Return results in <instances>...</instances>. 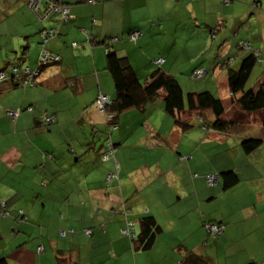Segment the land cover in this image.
Returning <instances> with one entry per match:
<instances>
[{"label":"crops","instance_id":"0c3cea01","mask_svg":"<svg viewBox=\"0 0 264 264\" xmlns=\"http://www.w3.org/2000/svg\"><path fill=\"white\" fill-rule=\"evenodd\" d=\"M57 2L69 6L67 22L52 13L40 18L24 0H0V69L33 70L43 48L59 55L35 84L15 86L7 78L0 86V257L6 264H173L195 255L206 264H264V144L245 153L241 141L251 134L238 132L243 123L222 132L183 111L192 125L182 130L162 103L149 102L118 113L112 129L95 102L99 94L115 95L101 44L108 37L137 76L142 67L132 58H163L161 68L175 75L173 44L196 50L191 58L204 53L213 72L220 70L216 64L230 57L227 41L189 45L196 35L186 25L202 23L215 39L221 0ZM50 28L59 36L42 45L41 30ZM160 45L166 48L158 56V47L148 52ZM217 84L227 87L226 77L217 75ZM194 90L211 91L206 84ZM17 109L15 117L6 113ZM44 115L52 120L45 123ZM108 135L113 156L103 160ZM115 162L118 179L107 183ZM225 171L238 176L227 188ZM208 173L218 174L216 185L207 184ZM148 215L161 230L150 249H134L122 233L126 220L138 233ZM207 220L222 221L224 231L208 235Z\"/></svg>","mask_w":264,"mask_h":264},{"label":"trees","instance_id":"16d2710c","mask_svg":"<svg viewBox=\"0 0 264 264\" xmlns=\"http://www.w3.org/2000/svg\"><path fill=\"white\" fill-rule=\"evenodd\" d=\"M96 1L97 0H93L91 2L89 0L90 3H95ZM56 36H59V33ZM109 41L112 42L113 40H111L110 37L105 38L101 41L102 42L101 44H103L104 52L106 54L107 70L110 73L113 81L115 95L113 99L108 98L110 102L104 106V110L106 112L113 113L116 118L117 114L120 113L121 111L130 108H143L145 104L149 102H154L156 99H161L163 104V110L165 111V113H167L172 118L174 124L182 130H186L190 128L192 125L190 122L191 118L184 116L182 114L183 111L189 112L190 114L192 113L194 117L198 118L201 124L205 125V128H212L223 132L233 127L232 126L233 122L225 117L226 107L225 104L223 103V100L220 97L214 95L209 90H203L200 92H193V93L189 92L186 94L185 97L182 91V87L178 82L177 78L175 77V75L168 73L161 68V64L164 61L163 58H156L155 60H153L155 66L157 67L151 70L150 73H148L147 77H145L141 81L137 76L135 70L133 69L129 59L125 56L118 55L115 50H112L110 48ZM241 41L248 43V47L242 46L241 43H239L240 46L250 49L251 52L247 53L240 60L238 66L232 67L231 66L232 62L230 58H227L220 63V66L222 68H225L226 82L229 93L231 95L232 104L233 103L234 105L237 104L242 111L247 113L257 112L261 110L264 111V72L262 73V76L258 79L255 86L244 89L245 84L252 72L255 63L259 60L262 61V59L260 58L259 50L257 48H252L251 44L246 40H241ZM72 43H75V46L77 45V42L75 41H73ZM41 44H42V40H41ZM158 59H162V61H157ZM46 64L39 67L40 69L38 75L36 76V82L38 80L37 78L40 72L43 70ZM13 67H17L18 69L17 73L22 74V70H23L22 67L24 66L12 65L9 71L5 72L7 78H9L11 83L15 85L13 83V80L10 79L9 77ZM36 68H38V65ZM196 68H194L193 71L198 70ZM0 70L5 71V69H0ZM193 71H192V76L195 78ZM204 76L205 74L200 77H204ZM15 86H20V85H15ZM205 111H208V113H206ZM260 122L262 123V125H264V113L260 118ZM112 125H114V127L109 125V128L115 129L117 126L115 119ZM109 143L111 144L113 149L114 144L112 143L111 137L108 135L105 138V151L102 153L101 156L102 159H103V155L106 153L108 149L107 146ZM260 143L261 140L258 138L247 137L241 141V147L245 153H251L253 150L259 147ZM111 156H113V151L112 154H110L109 157L105 160H108ZM118 168L119 167L115 162L114 169L106 172L105 182L110 183L112 180L118 179V170H119ZM109 173L113 175L110 181L106 179V176ZM208 174L218 175L217 173H208ZM206 175L207 174H205L204 177L207 184L214 185L208 183ZM221 176L223 179V184H222L223 188H227L238 181V176L231 171H225L221 174ZM217 182H218V177H217V181L215 182V185ZM128 222H131L132 226H129ZM211 223H214L218 226H222V231L215 233L214 231H211L208 228H206V225ZM202 226L206 231V233L213 237L220 235L224 231V223L222 221L207 220L203 222ZM87 229L90 232L87 234L85 232L86 229L84 230V232L85 235L89 236L92 233V230L90 228ZM160 230L161 228L157 224L154 217L148 215L141 217L138 233L134 231V222L131 219L126 220V226L124 230H122V233L128 236V238L132 240V245L134 249L148 250L153 245L155 236L157 235L158 232H160ZM61 231H63L65 234V230H59L60 235H62ZM68 231H73V229L69 228ZM0 264H6L5 258L0 257ZM173 264H206V263L205 262L203 263L200 257H197L195 255H187L183 259V261H177ZM244 264H258V263L254 260H250Z\"/></svg>","mask_w":264,"mask_h":264},{"label":"rangeland","instance_id":"374dc122","mask_svg":"<svg viewBox=\"0 0 264 264\" xmlns=\"http://www.w3.org/2000/svg\"><path fill=\"white\" fill-rule=\"evenodd\" d=\"M221 6L224 9V15L219 18L218 24L215 23L213 25L214 28H217L214 31L216 38L214 39L212 37V32L209 31L208 27L204 26L202 23H196L192 24V26L186 25L187 29L196 35L195 37L187 40V42H189V45H193V41L198 40L200 43H204V48L207 44H210L209 42H213V45L218 46L219 43L222 44L223 42L227 41V44H229L231 47L229 50L230 57L228 58L231 59V62L234 61L231 66L237 67L240 60L247 53L251 52L250 49L240 46L239 41H248L252 48H257L259 50L260 58L262 59V61H260L259 58V61L255 63L244 89L253 87L256 85L258 79L264 72V0H221ZM226 8H228V12L226 11ZM182 11L185 13L184 5L182 7ZM224 36L226 37V40H223ZM153 48H157L155 53L150 52ZM164 48L166 47H161V45L151 46L148 49V52L154 53L158 56L161 53V50ZM169 51H171L175 56V58H169V60L173 64L175 77L182 87L184 96L186 97V94L189 92H195V87H199L200 84H206L214 95L220 97L223 100V103L226 107L225 117L231 120L233 123H243V126L241 127L242 129H240L238 132L240 134H244V132L250 133V137L261 140L259 146H262V144H264V125H262L260 122V118L264 111L261 110L247 113L242 111L237 104H232L231 95L228 88L222 85L217 86V75L226 77L225 68L220 66L221 60L216 64V67H218L220 70L213 72L212 66L214 65V61H212L210 58H203L204 53L199 57L197 55L196 57L193 56L194 58H191L190 53L193 55L195 54L196 50L189 49L186 45L180 46V44H173L170 46ZM186 52L189 55L186 56ZM142 54L145 56L144 53ZM132 59H134V63L136 64L137 68L142 67L141 69H137L139 71L138 76L141 81L152 69L157 67L152 65L153 60L150 58ZM143 61H146L147 64L153 68L147 71L146 67L142 66ZM198 65L201 67L196 69L205 70V76L197 78L195 76L194 78L192 76V71L194 69L193 66ZM10 67L5 69V72L9 71ZM158 103H162V100L156 99L154 102H152V104Z\"/></svg>","mask_w":264,"mask_h":264},{"label":"built area","instance_id":"2783aa9c","mask_svg":"<svg viewBox=\"0 0 264 264\" xmlns=\"http://www.w3.org/2000/svg\"><path fill=\"white\" fill-rule=\"evenodd\" d=\"M27 4V6L35 12L36 15H38L40 18H45L49 13H52L55 19L67 21L70 18L69 14V6L66 4H60L57 2V0H24ZM91 2L93 0H90ZM44 2V10L42 12H39V7ZM86 32V30H85ZM59 32L56 29L50 28V29H43L41 30V36H42V44H45V42L48 40V38H51L53 36H56ZM139 32H132L130 34L131 38H135ZM242 46L248 47V43L240 41ZM73 46H75V43H72ZM59 59V55L54 54L50 52L47 49H41L38 56V68H35L33 70L28 69V67L23 68L22 74L17 73L18 69L17 67H13L11 70V73L9 75L10 79L13 80V83L15 85H20L22 87H25L27 85H33L36 83V76L39 73V67L48 63V62H55ZM157 61H162V59H158ZM194 76L200 77L204 75L205 70H194L193 71ZM199 75V76H197ZM7 79V75L4 70H0V86L4 80ZM110 100L107 98V96L99 94L96 99V104L100 112L105 113L107 122L110 126L114 127L112 125L114 121V114L110 112H106L104 110V106L109 103ZM31 107H28L30 109ZM17 110H7L6 113L10 115L11 117H15L18 113ZM44 122H50L52 120L51 116H43ZM107 151L103 155V159H107L110 154H112V146L109 143L107 146ZM118 166V164H117ZM113 175L111 173L107 174L106 179L110 181L112 179ZM207 181L210 184H215L217 181V175L216 174H207L206 175ZM2 205V204H1ZM3 210V209H2ZM5 213V212H3ZM129 226H132L131 222H128ZM206 228H208L211 231L220 232L222 231V226H218L214 223L207 224ZM126 231V230H125ZM85 232L88 234L90 231L88 229L85 230ZM61 234L63 235L64 232L61 231ZM42 247L38 246L37 251H41Z\"/></svg>","mask_w":264,"mask_h":264},{"label":"clouds","instance_id":"9594fccd","mask_svg":"<svg viewBox=\"0 0 264 264\" xmlns=\"http://www.w3.org/2000/svg\"><path fill=\"white\" fill-rule=\"evenodd\" d=\"M108 98V97H107ZM105 114V113H104ZM105 117H106V115H105ZM114 119H115V115H114ZM107 120V119H106ZM108 123V122H107ZM217 177H218V175H217Z\"/></svg>","mask_w":264,"mask_h":264}]
</instances>
